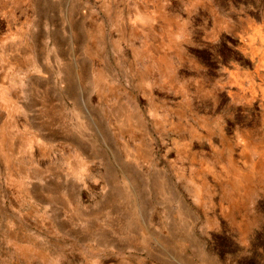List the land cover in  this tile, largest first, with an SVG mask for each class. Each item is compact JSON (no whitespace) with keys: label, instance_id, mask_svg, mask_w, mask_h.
Wrapping results in <instances>:
<instances>
[{"label":"rangeland","instance_id":"rangeland-1","mask_svg":"<svg viewBox=\"0 0 264 264\" xmlns=\"http://www.w3.org/2000/svg\"><path fill=\"white\" fill-rule=\"evenodd\" d=\"M0 264H264V0H0Z\"/></svg>","mask_w":264,"mask_h":264}]
</instances>
